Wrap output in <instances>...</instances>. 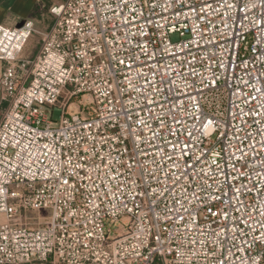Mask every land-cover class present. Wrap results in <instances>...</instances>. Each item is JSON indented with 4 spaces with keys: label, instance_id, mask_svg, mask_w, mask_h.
<instances>
[{
    "label": "built area",
    "instance_id": "built-area-1",
    "mask_svg": "<svg viewBox=\"0 0 264 264\" xmlns=\"http://www.w3.org/2000/svg\"><path fill=\"white\" fill-rule=\"evenodd\" d=\"M48 12L0 27V264H264V0Z\"/></svg>",
    "mask_w": 264,
    "mask_h": 264
},
{
    "label": "crops",
    "instance_id": "crops-1",
    "mask_svg": "<svg viewBox=\"0 0 264 264\" xmlns=\"http://www.w3.org/2000/svg\"><path fill=\"white\" fill-rule=\"evenodd\" d=\"M62 0H0V27L18 28L31 21L38 33L48 31L53 23L49 8ZM37 35V34H36ZM39 37V35H37ZM3 63L0 62V75ZM0 100V117L2 113Z\"/></svg>",
    "mask_w": 264,
    "mask_h": 264
},
{
    "label": "rangeland",
    "instance_id": "rangeland-1",
    "mask_svg": "<svg viewBox=\"0 0 264 264\" xmlns=\"http://www.w3.org/2000/svg\"><path fill=\"white\" fill-rule=\"evenodd\" d=\"M170 39L175 42V41H179V36L178 34H173L170 36ZM38 42H39V37L36 35V34H33L29 40L27 41L26 45L24 46L23 48V51L21 53V58L22 59H28V58H31L35 53H36V50H37V47H38ZM59 111L57 110H53V114H52V120L57 122L59 121ZM43 213H46V212H38V213H33L32 215L33 216H38L39 214H43ZM116 232H121L120 229H117Z\"/></svg>",
    "mask_w": 264,
    "mask_h": 264
},
{
    "label": "snow or ice",
    "instance_id": "snow-or-ice-1",
    "mask_svg": "<svg viewBox=\"0 0 264 264\" xmlns=\"http://www.w3.org/2000/svg\"><path fill=\"white\" fill-rule=\"evenodd\" d=\"M67 181H65V183H66Z\"/></svg>",
    "mask_w": 264,
    "mask_h": 264
}]
</instances>
